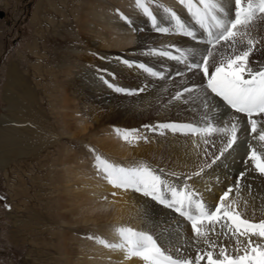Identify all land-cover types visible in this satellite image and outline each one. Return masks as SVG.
<instances>
[{
    "label": "rangeland",
    "instance_id": "rangeland-1",
    "mask_svg": "<svg viewBox=\"0 0 264 264\" xmlns=\"http://www.w3.org/2000/svg\"><path fill=\"white\" fill-rule=\"evenodd\" d=\"M92 1L0 0V264H80L86 254L79 253V241L94 245L97 233L92 226L98 223L81 225L79 203L104 197L109 201L113 195H89L93 184L111 185L96 166V154L116 164H132L129 156L110 150L113 142L128 145L117 128H156L165 123L157 120L164 108L168 123L180 121L172 108L174 96L159 100L155 90L136 91V76L120 73L117 86L136 94L118 93L100 78L107 92L129 109H140L142 100L151 96V108L123 116L99 106L97 114L109 115L99 125L94 122L93 99L79 76L88 69L95 79L115 81L96 61L104 58L102 52L85 44L91 36L84 29L94 22ZM135 70L141 82L153 86L148 81L153 76ZM101 208L98 214L103 217L107 207Z\"/></svg>",
    "mask_w": 264,
    "mask_h": 264
},
{
    "label": "bare ground",
    "instance_id": "bare-ground-1",
    "mask_svg": "<svg viewBox=\"0 0 264 264\" xmlns=\"http://www.w3.org/2000/svg\"><path fill=\"white\" fill-rule=\"evenodd\" d=\"M150 2L153 12L158 14L163 26H169L168 16L163 11V7H170L187 23L195 27L197 39L193 40L191 37L175 32H156L150 19L136 6L135 0H93V9L91 6V14L94 19L93 26L89 25L88 29H84V32L91 36L85 43L87 48L90 45V48L94 47L98 52H102L104 58H97L96 61L100 66L108 68L109 73H112L110 79L112 82L115 81V85L119 84L116 81L117 74L122 73L125 77L136 76V87L138 89L144 88L143 92L145 93L150 92L151 89L155 90L156 98L159 100L172 98L177 91H182L185 86L193 87L198 85L201 89H205L206 78L200 71L194 70L190 72L184 62L149 54V52L150 49L166 50L169 45H175L181 51H191L194 54V58L190 56L188 62H196L203 56L204 50L208 47L204 43L206 33H203V30L198 25H195L187 10L179 4L178 0H150ZM222 2L227 11L234 12V0H222ZM88 16L89 14H86L84 20L88 19ZM125 17H127V20ZM252 35L260 40V44L257 45L258 50L254 51L249 58L251 66L256 68L258 65L264 64V19L255 22L252 28ZM172 51L174 55L180 54L175 49H172ZM125 59L129 60L133 65L130 67L132 69L122 62ZM140 63L153 67L156 71L163 72L165 74L164 78L151 76L152 79L150 78L148 81H153V86L146 81L141 82L142 76L136 73L135 70H139L137 65ZM96 72L101 76L100 71ZM177 73H183V75H177ZM91 74H93V71L83 70L82 75L79 76V81L83 88H89L90 90L91 99H93L90 105L91 111L93 117H95L94 122L98 125L102 121H107L105 118L109 115L108 113V115L104 116L103 113L102 115L97 114L99 111L97 107L99 106H103L108 112L113 114L120 112L123 116L129 115L131 111L138 113L139 110L151 108L154 99L151 96H146L142 100L140 109H138L140 106L137 109L126 108L124 104L119 103L116 98H113L112 94L107 92V88L103 85L104 83L100 81L101 78L105 82L102 76H98V79H95L96 75H94V78L91 77ZM78 94L80 96L82 93L79 92ZM13 102L15 110L18 111V100L14 99ZM172 108L173 111L179 114L176 116H181V118L177 117L180 121L173 120L172 122L192 123L200 127L205 126L207 123L224 127L231 117H239L240 131L237 134V143L225 152L224 156L216 164L212 165L211 168H206L204 174L194 177L189 183L201 193L206 203L212 206L219 202V197L228 187L233 186L237 182L238 174L243 171L246 175L240 181L239 188L231 194V198L240 201V207L244 211L246 218L256 222L264 219V174L256 170L253 162L248 159L249 146L255 147L258 152L264 153V144L253 139V135H250L248 130L250 125L247 122L246 115L235 113L234 110L224 104L221 98L210 92L206 94L204 91L184 93L181 99H174ZM167 110L166 108L159 110L160 114L158 115L160 116H157V120L168 123L165 120ZM253 118L258 121V132L264 130V117L254 115ZM154 126L156 127L155 131L145 128V126L136 129L128 125V129L139 130L138 134L146 136L147 140L141 139L135 142H128V145L125 146L113 142L110 150L122 158L123 156H129L132 164H127L129 165L128 167L147 163L154 168L163 169L165 173L175 172L181 174L179 179L177 177H169L177 184L183 182L184 175H190L193 171L198 170L199 166L210 162L215 155L219 154V149L227 141V136L223 133H215L210 137H200L193 134L173 132L170 129L161 130L158 127L159 125ZM205 139H208L210 143L205 144ZM4 140H2V143L5 142ZM99 142L103 143L102 140ZM9 143L7 142V144ZM4 145H6V142ZM106 145L108 144L106 143ZM15 152H18V150H15ZM125 160L127 159H124V163ZM93 185L90 192L87 191L89 195L91 193H98L100 197L106 193L109 195L110 193H115V195H112L109 201H106L108 198L105 199L103 196L104 198L94 199L91 203L86 199L85 201L83 200L84 202L79 203V210L81 209L80 211H82L80 213L81 225L92 226L98 223L97 226H92L93 231L97 233L95 238L97 241L94 245H85L84 241H79V253L86 254L84 258L80 257V264H143L140 258H126L123 250L109 248L99 242V239L103 237L108 242H118L120 238L115 231L117 226H129L143 231L155 229L154 234L158 235L163 241L162 247H167L169 250L179 247L182 255L195 256L198 252L207 249L208 246L202 241L196 242L190 223L174 212V210L168 209L159 204V202L152 200V198L131 189L125 191L108 184ZM83 189V192L87 190L86 187H83ZM245 201L247 202L246 205L244 204ZM86 204L90 206L87 210L85 209ZM104 205L107 207L105 215H108L105 218H103L105 215L103 217L99 216L98 211L100 210L97 209L100 206L103 211ZM88 212L92 214L88 215ZM219 231L220 229L217 227V232ZM212 239L218 245L227 246L229 254H233L235 248L233 238L217 237L216 234H213ZM253 239L254 242H261L259 238L254 237ZM201 264H206V261H202Z\"/></svg>",
    "mask_w": 264,
    "mask_h": 264
},
{
    "label": "snow or ice",
    "instance_id": "snow-or-ice-1",
    "mask_svg": "<svg viewBox=\"0 0 264 264\" xmlns=\"http://www.w3.org/2000/svg\"><path fill=\"white\" fill-rule=\"evenodd\" d=\"M178 2L187 10L195 25L206 33L204 43L208 47L204 50L203 56L198 61L189 63L188 58L190 56L194 58V54L188 50L181 51L175 45H169L166 50L150 49L149 54L184 62L190 72L200 71L206 78V88L201 89L198 85L185 86L182 91L175 93L173 99L179 100L184 93L193 91H204L206 94L210 92L221 98L235 113L245 114L251 126V133H258L253 135V139L264 144V130L258 132V121L253 118L254 115L264 117V64L253 68L249 60L260 44V40L252 35V28L257 20L264 19V0H234V12L227 11L222 0ZM135 3L150 19L156 32H175L193 40L197 39L195 27L182 19L172 8L161 6L167 13L169 25L163 26L158 14L153 12L150 0H135ZM125 19L127 20V17ZM172 49L180 54L174 55ZM122 62L129 67L133 66L127 59ZM138 67L151 76L164 78L163 72L156 71L144 63H140ZM105 83L118 93L136 94L135 91L119 87L107 80ZM144 90L139 88L136 91ZM158 127L161 130L170 129L173 132L200 137L223 133L227 136V141L210 162L199 166L198 170L190 175H184L181 184L169 179V177L179 179L181 174L165 173L163 169L154 168L147 163L126 167L96 154V166L103 174V178L114 187L142 193L184 217L190 223L196 242L202 241L208 246L207 249L195 256L182 255L179 247L174 250L162 247L163 241L154 234L155 229L143 231L129 226L116 227L115 231L120 238L118 242H108L103 238H100L99 242L109 248L123 250L126 258L138 257L143 264H201L202 261H206V264H264V219L256 222L246 218L240 201L231 198V194L239 188L240 181L244 179L246 173L240 172L237 182L228 187L219 197V202L212 206H209L201 193L189 183L194 177L204 174L206 168L216 164L224 153L237 143V134L240 131L239 117H231L224 127H218L213 123L200 127L192 123L175 122L161 124ZM151 130L155 131L156 128ZM116 132L127 142L147 140V137L139 135V130L136 129L117 128ZM204 143L208 144L210 141L205 139ZM249 147L248 159L253 162L256 170L264 174V153L258 152L255 147ZM217 227L220 229L219 232ZM213 234L217 237L233 238L235 244L233 254H229L227 246L218 245L212 239ZM254 237L259 238L261 242H254Z\"/></svg>",
    "mask_w": 264,
    "mask_h": 264
},
{
    "label": "water",
    "instance_id": "water-1",
    "mask_svg": "<svg viewBox=\"0 0 264 264\" xmlns=\"http://www.w3.org/2000/svg\"><path fill=\"white\" fill-rule=\"evenodd\" d=\"M3 15V11L2 10H0V16H2Z\"/></svg>",
    "mask_w": 264,
    "mask_h": 264
}]
</instances>
